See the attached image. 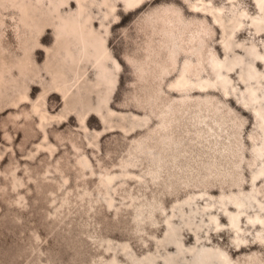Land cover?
<instances>
[{
	"label": "rangeland",
	"instance_id": "obj_1",
	"mask_svg": "<svg viewBox=\"0 0 264 264\" xmlns=\"http://www.w3.org/2000/svg\"><path fill=\"white\" fill-rule=\"evenodd\" d=\"M191 1L230 6L229 0ZM239 1L252 16L260 13L256 0ZM33 3L36 15L51 17L49 2ZM104 12L92 7L101 32ZM116 13L118 19L104 21L107 46L121 66L109 100L108 83H98L100 61L84 56L81 46L71 44L73 57L66 56L67 45L47 25L24 64L8 22L0 49V264H133L149 255L157 257L152 264L166 258L195 264L185 248L203 246L225 250L232 264H264L257 237L264 228L250 227L243 216L245 242L238 244L221 203L250 191L262 164L254 153L262 145L258 120L239 100L248 84L241 65L228 73L237 88L229 95L221 84L207 92L171 86L186 61L192 78L207 76L210 52L225 59L223 40L232 29L227 24L226 34L212 14L186 0H145L136 9L120 1ZM254 32L236 30L228 56L252 60L238 46L252 40L264 51V32ZM106 65L116 74L112 60ZM256 66L264 72L262 62ZM256 190L264 203V178ZM208 204L214 207L205 209ZM171 227L183 252L167 238Z\"/></svg>",
	"mask_w": 264,
	"mask_h": 264
},
{
	"label": "bare ground",
	"instance_id": "obj_2",
	"mask_svg": "<svg viewBox=\"0 0 264 264\" xmlns=\"http://www.w3.org/2000/svg\"><path fill=\"white\" fill-rule=\"evenodd\" d=\"M33 1L37 3L49 2L51 5L50 16L46 20L36 15L37 6ZM77 3V9L71 10V0H0V49L4 51L6 45V29L8 22H14V33L18 41L20 49L23 51L26 60H28L30 53L37 46H41L40 38L45 32L46 26H51L54 29V34L58 39V44L65 43L64 46L65 55L73 57L69 46L74 44L75 47L81 46V51L87 58H94L96 61H100L99 67L102 68L101 79L98 83L105 81L108 83L109 93L108 100L115 90L118 83V69L120 64L118 60L113 56L112 52L107 46L108 37L110 35V29L104 24L110 17L118 19L117 10L118 2L122 1L126 9H136L141 6L145 0H74ZM191 3L194 9H202L212 14L214 21L222 27L223 31L227 34V24L232 29V33L228 34L223 40V47L226 52L225 59L219 58L213 51L210 52V64L211 72H207V76H203V72L198 73L196 78L190 76V65L186 61L181 68L178 77L171 83L173 89L178 91H193L207 92L216 88L218 85H222L227 95L230 94L229 89L236 91L237 88L232 85V80L229 76V71L233 70L236 66L241 65L240 78L242 81L248 83L245 91H241L240 101L249 109H252L258 120V127L262 132V145H257L254 149V153L262 161L260 168L254 172L251 186L252 189L248 192L241 191L238 194H231L224 196L221 200L223 211L228 215L230 227L236 234L235 240L238 244L244 243L245 238L241 237L245 231L240 226L241 218L246 216L247 224L250 227L255 228L260 225L264 228V203L258 198V191L256 190L257 182L264 178V72H260L257 69L256 62L260 61L264 64V51L260 50L259 45L255 40L251 41V45L246 47L240 43L245 49L247 55L252 57V60L247 61L245 57L235 55L234 58L228 56V52L232 49L233 43L230 40L232 34L238 30L246 27H253L254 34H261L264 32V0H256L259 6L260 13L252 16L250 12L241 6L239 0H229L230 6L222 7H210L205 2L186 0ZM44 6V5H42ZM68 7L69 11H62L63 7ZM92 7H96L99 11L104 12V19L101 21V27L105 30L101 32L94 28L92 15ZM43 9V8H42ZM43 11V10H42ZM48 11V10H47ZM45 12V11H44ZM9 19V20H8ZM201 45V43H199ZM264 48V41H263ZM200 51V48H198ZM201 52V51H200ZM113 61L117 70L115 73H110L109 68L106 65V61ZM213 73V74H212ZM111 74V75H110ZM213 75V76H212ZM255 80L257 86H254L250 81ZM262 92V95H260ZM24 98H28L24 96ZM34 111L40 114L41 121H48L50 118L46 113H42L36 105ZM47 137V132L45 131ZM106 178L110 181L113 180L114 175H106ZM197 197H191L184 203L189 204ZM233 205L236 210L231 212L227 207V204ZM214 204H208L205 209L211 210ZM250 209H258L254 215L248 214ZM210 220L215 223L216 228L222 229L224 226L219 222L216 216H211ZM169 225L170 222H168ZM264 230H258V239L264 242ZM176 232L173 227L168 231L167 238L170 242H173L178 246L180 252L182 250V243L175 239ZM200 242V239L197 240ZM164 241H161V245L164 246ZM189 253H193V260L195 264H210L214 260H218L222 264H232L230 255L220 248L213 249L211 247L203 246L202 248H185ZM174 254L170 253L172 257ZM157 259L156 256H147L145 260L135 259L133 264H152ZM165 264H176L175 260L166 258Z\"/></svg>",
	"mask_w": 264,
	"mask_h": 264
}]
</instances>
